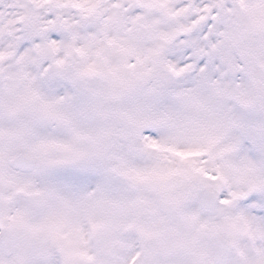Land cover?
<instances>
[{
	"label": "snow or ice",
	"instance_id": "obj_1",
	"mask_svg": "<svg viewBox=\"0 0 264 264\" xmlns=\"http://www.w3.org/2000/svg\"><path fill=\"white\" fill-rule=\"evenodd\" d=\"M0 264H264V0H0Z\"/></svg>",
	"mask_w": 264,
	"mask_h": 264
}]
</instances>
